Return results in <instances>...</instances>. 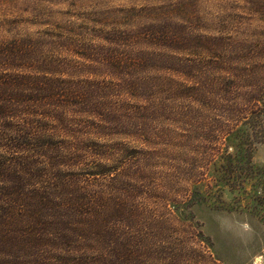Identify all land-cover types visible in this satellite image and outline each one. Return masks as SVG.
I'll list each match as a JSON object with an SVG mask.
<instances>
[{
  "label": "rangeland",
  "instance_id": "374dc122",
  "mask_svg": "<svg viewBox=\"0 0 264 264\" xmlns=\"http://www.w3.org/2000/svg\"><path fill=\"white\" fill-rule=\"evenodd\" d=\"M112 32L121 61L106 62ZM29 39L93 81L87 115L56 133L83 156L62 179L103 202L96 230L57 227L67 264L80 248L101 264H264V0H0V45ZM98 155L130 184L94 175Z\"/></svg>",
  "mask_w": 264,
  "mask_h": 264
},
{
  "label": "trees",
  "instance_id": "16d2710c",
  "mask_svg": "<svg viewBox=\"0 0 264 264\" xmlns=\"http://www.w3.org/2000/svg\"><path fill=\"white\" fill-rule=\"evenodd\" d=\"M108 37L103 41L111 50L95 47L96 55L106 62L121 61L122 33L112 32ZM130 40L122 46L129 48ZM36 50L37 42L32 39L0 45V264L69 263L64 254L71 255L72 242L60 238L57 227L75 230L76 224L92 218L94 231L97 211L103 205L102 201L85 202L88 184L62 179L64 169L83 156H76L81 149L76 138L68 136L72 140L67 146L65 136H56L63 128L71 131L78 116L87 115L80 114L76 106L90 95L86 86L93 81L72 82L62 68L48 67L35 56ZM90 143L94 147L100 144L96 140ZM115 162L107 169L98 155L94 168L100 170L93 174L130 184L126 167H115ZM140 170L134 173L136 179L145 175ZM87 249L80 248L81 261L76 264H101L96 254L93 259L86 256Z\"/></svg>",
  "mask_w": 264,
  "mask_h": 264
}]
</instances>
